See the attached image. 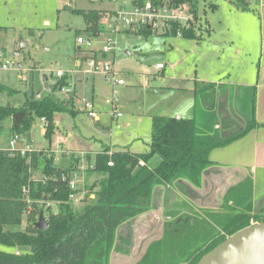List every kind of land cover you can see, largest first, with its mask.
<instances>
[{
    "label": "trees",
    "instance_id": "obj_1",
    "mask_svg": "<svg viewBox=\"0 0 264 264\" xmlns=\"http://www.w3.org/2000/svg\"><path fill=\"white\" fill-rule=\"evenodd\" d=\"M232 5L241 12L252 11L247 0H234ZM82 14L87 23L86 37L100 36L104 26L98 13L90 10ZM176 28H172L171 35L164 36H174ZM133 31L139 35L151 33L146 28ZM183 37L199 40L190 30L184 31ZM65 84L58 81L51 93L24 101L19 109L0 105V130L2 123L11 118L9 136L26 135L37 120L44 119L47 123L44 136L50 141L55 115L69 110L67 102L53 97ZM219 88L215 83H195L196 102L191 118L154 116L147 152L111 151L108 154L104 150L97 154L93 165L83 170L81 177L86 184L93 176L99 179L87 185V192L77 206L69 196L72 193L79 196V188L71 191L68 179L74 172L80 175L78 164L60 169L54 165L53 154L44 151L28 157L0 152V245L29 249L20 254L0 250V264H88L90 258L97 259L102 254L107 260L117 229L150 210L156 187L173 186L179 181L200 187L203 173L213 165L211 153L260 126L254 116L253 89H248L252 91L250 115L240 119L236 114L238 121L228 113L227 118L222 116V110L216 111L217 97L213 94ZM4 93L8 90L0 83V94ZM19 112L23 113V119L14 128V116ZM216 125L220 127L216 129ZM75 161L78 163V159ZM34 172H39L40 179L32 177ZM252 187L251 180L244 179L229 188L217 210L172 212L161 238L148 246L136 264H196L227 237L250 226ZM24 190L28 191L27 196ZM90 194L94 197L90 198ZM40 201L55 202L57 213H48ZM40 214L47 224L45 230L36 227ZM259 214L255 220L264 223V211ZM22 224L23 229L18 230Z\"/></svg>",
    "mask_w": 264,
    "mask_h": 264
},
{
    "label": "rangeland",
    "instance_id": "obj_2",
    "mask_svg": "<svg viewBox=\"0 0 264 264\" xmlns=\"http://www.w3.org/2000/svg\"><path fill=\"white\" fill-rule=\"evenodd\" d=\"M247 1L254 11L257 0ZM232 2L234 0H198V16L190 31L203 39L200 43L190 38L164 36L154 32L147 35L133 34V30L113 36L112 40L116 43L114 54L98 57L103 63L111 64L124 82L123 86L113 87L107 83L103 74H91L84 70L87 68L86 58L92 56L93 51L100 48L110 35L107 30L108 18L116 4L109 0H0V53L4 61L10 64L6 70L0 68V83L8 90L7 94H0V105L19 109L24 101L45 96V84L53 87L58 81H65L63 87L69 85L72 92L65 94L59 88L53 97L67 102L69 110L55 115L54 122L59 126L57 130L54 129L49 144H46L42 133L45 129L41 125L32 132L30 139L35 148L53 154L54 165L60 169L69 168L60 167L67 163L64 156H74L78 159L79 165L76 168L80 176L83 170L90 167L87 158L93 156L84 149L92 150L97 146L96 142L88 139L91 134L110 140L115 144V149L122 145L120 139L130 141L134 137L149 141L152 116L173 115L192 100L190 93L181 92L175 105L171 103L173 87L189 89L194 80L217 81L231 70L235 80L233 83L230 81L232 85L221 86L213 94L214 98H220L219 101L215 100L214 107L218 106V111L224 110L225 114L236 117L238 121L237 116L245 119L251 112L252 91L244 90L245 87L239 85V79L244 76L250 80L254 76L259 40L258 14L252 11L237 12ZM127 8L130 9L129 6ZM90 10L98 13L104 30L100 36L92 38L91 47L79 46L76 38L87 36V23L82 13ZM209 31L212 35L206 38ZM232 40L233 47L230 43ZM234 45L243 46V52L236 60L233 59L237 55ZM158 64L162 65L161 69L156 68ZM58 71L66 73V76L58 80ZM44 77L46 82L43 81ZM152 87L165 89L159 91ZM83 99L93 102L98 120L107 123L111 136L96 132L94 123L97 119L92 120L81 111ZM115 112L121 113V117L117 121L112 119L111 123L109 118ZM138 116L142 117V121L138 120ZM73 122L81 127L80 134L72 129ZM10 125L12 119L8 118L2 123L1 130L8 131ZM126 132H132L133 137L126 138ZM60 137L64 139L60 140ZM70 148H75L77 152L69 151L72 150ZM104 150L110 152L113 149L103 146L101 152ZM37 173L32 174L34 179L40 177ZM261 174V171H257L252 183L253 208L250 210L252 218L249 225L259 223L255 218L261 216L259 204L260 196L264 193V173L263 176ZM224 185L221 182L220 188ZM23 227L22 224L18 230ZM0 250H18L20 253L29 251L28 248L11 249L2 245ZM98 256L101 258L102 255ZM89 262L104 264L103 259L97 261L92 258Z\"/></svg>",
    "mask_w": 264,
    "mask_h": 264
},
{
    "label": "crops",
    "instance_id": "obj_3",
    "mask_svg": "<svg viewBox=\"0 0 264 264\" xmlns=\"http://www.w3.org/2000/svg\"><path fill=\"white\" fill-rule=\"evenodd\" d=\"M248 2V1H247ZM249 8L250 4L248 3ZM235 11L240 12L239 10ZM252 13L258 14L257 21V37H258V53L257 61L255 63V72L254 76L248 80V78L242 76V79H239V85L245 87L244 90L253 89L255 93V109L254 116L256 122L260 125L258 128L250 130L245 136L239 140L227 145L224 148L214 150L210 159L213 162V165L209 167L202 176V182L200 187H193L187 184L184 181H179L173 186H159L156 187L153 191L152 202L150 210L133 220L124 223L116 231V238L114 247L107 260L104 259L103 254L97 258V261L101 259L104 260V264H136L143 257L148 248V246L161 238L163 226L166 222L171 219V213L177 211L179 214H190V212L200 213L202 209L204 210H217L219 203H221L222 198L225 192L243 181L244 179H249L253 183L254 175L257 171L264 173V10H259L257 7L254 9L251 8ZM250 13L251 11H245ZM208 23V22H207ZM209 26V24H208ZM244 27V25H243ZM210 30V29H209ZM211 31H209L208 36H211ZM205 39V38H204ZM203 39H199L196 42L200 43ZM231 46L233 47L234 41H230ZM236 47L237 55L233 57L234 60L242 54L243 46L234 45ZM246 48V47H245ZM79 49V48H78ZM114 54V53H113ZM84 59V58H83ZM85 71V70H84ZM66 74V73H65ZM227 72L223 76V79L217 81L209 80H194L193 86L189 89H183L181 86L176 88H171V93L174 94L171 99V103H174L179 98L178 95L181 92H187L192 95V100L185 103V105L180 108V112H175L173 115H164L167 117H173L176 119H187L193 116V110L195 106V95L193 93L195 83H215L220 86H230V81L235 79ZM66 76V75H64ZM68 76V75H67ZM66 77V81H67ZM59 80V79H58ZM148 81V80H147ZM233 83V82H232ZM149 84V83H148ZM53 90V87H51ZM153 90H162L164 87H152ZM47 90V93H51ZM163 92V91H162ZM174 92V93H173ZM38 97V96H37ZM218 100V98H217ZM219 101V100H218ZM14 104V103H13ZM11 104V105H13ZM73 103H71L72 105ZM219 107L216 108L218 111ZM219 112V111H218ZM225 114V111L222 110ZM154 116H163V115H154ZM152 116L151 119L154 117ZM226 116V114H225ZM112 123L113 118H109ZM115 121L117 119H113ZM138 120L142 121V117L138 116ZM107 123H101L100 120H96L94 123V128L96 132L102 135H109L110 129ZM151 125V124H150ZM40 127V123L36 122L32 129L26 134L28 138H31L32 132L36 131V127ZM55 129L59 126L57 122H54ZM11 127V125H10ZM9 127V128H10ZM77 127V128H75ZM220 126L216 125L215 128L218 129ZM8 128V129H9ZM151 128V126H150ZM5 129V128H4ZM7 129V130H8ZM72 129L80 134L81 127L79 124L73 122ZM57 130V129H56ZM55 130V131H56ZM43 135L45 131L42 130ZM55 133V132H54ZM9 130L5 131L0 130V146L4 147L7 144L9 139ZM126 138H132V132L125 133ZM150 137V136H149ZM45 138V136H44ZM63 137H60V140ZM64 139V138H63ZM93 142L97 143L96 148L94 149H84L86 152L94 154L101 153L103 146L112 147V151H128L131 153H145L149 149V141H142L141 138H134L130 141L120 139L122 145H118V148H114L115 144L110 140L102 139L96 137L94 134H91L88 138ZM46 140V144H49L50 141ZM63 141V140H62ZM72 152H77L75 148H70ZM43 150V149H41ZM79 150V149H77ZM83 151V149L79 150ZM84 151V152H85ZM87 158L89 166L93 165L95 157ZM61 157V156H60ZM67 163L60 167H69L71 165H77L75 163L76 158L74 156H64ZM60 158L57 160L59 162ZM93 161V162H91ZM79 165V164H78ZM57 166V165H55ZM88 166V165H87ZM59 167V166H57ZM39 174V173H37ZM40 179V177L38 178ZM98 177L93 176L88 184L85 181L79 182V198L87 192V185H92L98 181ZM221 182H224L225 185L223 188H220ZM260 196L259 208L264 211V193ZM94 195L90 194V198H93ZM189 209V210H188ZM190 211V212H189ZM15 254H20V251L15 250ZM100 258V259H99ZM90 260H92L90 258ZM90 264V262H89Z\"/></svg>",
    "mask_w": 264,
    "mask_h": 264
},
{
    "label": "built area",
    "instance_id": "obj_4",
    "mask_svg": "<svg viewBox=\"0 0 264 264\" xmlns=\"http://www.w3.org/2000/svg\"><path fill=\"white\" fill-rule=\"evenodd\" d=\"M111 3L116 4V8L108 18L107 30L110 33L103 42V45L94 50L92 56L86 58L87 68L85 72L91 74L101 73L104 75L108 84L113 87L123 86L124 82L121 79L119 73L114 69L111 64L103 63L98 57H105L107 54H113L115 51L116 43L112 40V37L118 33L126 32L129 30H136L138 28H146L156 34L161 33L163 35H171L172 28L176 26V32L174 36L183 37V32L191 29V25L195 20L196 5L198 0H109ZM130 7V9L127 8ZM256 6L259 10H264V0H257ZM76 43L79 46L85 45L86 47L92 46V38H83L78 36ZM96 54L98 56H96ZM10 67V64L4 61L3 56L0 53V68L6 70ZM157 69H161L162 65H156ZM65 73L58 71L56 78L60 79L64 77ZM67 86V87H66ZM62 87L61 90L65 94L72 92V88L69 85ZM81 111L92 119H98L97 113L94 110V104L92 101L86 99L82 100ZM121 117V113L115 112L112 114L113 119ZM39 123L43 129L47 127V123L44 119L39 120ZM59 149V148H58ZM40 151L33 146V142L26 135H12L9 137L7 144L4 147L0 146V152L6 153L10 156L19 155L21 157H28L33 153H39ZM49 153L48 150L44 151ZM108 152V154H110ZM70 153H67L69 155ZM55 160V159H54ZM58 160V159H56ZM108 166H112V162H108ZM82 167H79V169ZM79 181L82 182V177L74 172L68 179V187L71 191L78 189ZM24 195H28V191L24 190ZM69 199L74 202H79V196L74 193L70 194ZM30 203V200L27 199ZM40 205H43L44 209L48 213L56 214L58 211L57 204L53 201H40Z\"/></svg>",
    "mask_w": 264,
    "mask_h": 264
},
{
    "label": "water",
    "instance_id": "obj_5",
    "mask_svg": "<svg viewBox=\"0 0 264 264\" xmlns=\"http://www.w3.org/2000/svg\"><path fill=\"white\" fill-rule=\"evenodd\" d=\"M46 82V78H43ZM48 91L52 88L44 85ZM23 119V113L14 116V128ZM39 122V120H37ZM36 227L45 230L46 221L39 215ZM196 264H264V223L250 225L227 237L215 248L203 255Z\"/></svg>",
    "mask_w": 264,
    "mask_h": 264
}]
</instances>
